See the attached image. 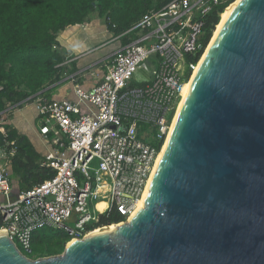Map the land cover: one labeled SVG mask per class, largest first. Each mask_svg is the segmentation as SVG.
I'll return each mask as SVG.
<instances>
[{
    "label": "water",
    "instance_id": "water-1",
    "mask_svg": "<svg viewBox=\"0 0 264 264\" xmlns=\"http://www.w3.org/2000/svg\"><path fill=\"white\" fill-rule=\"evenodd\" d=\"M32 259L0 264H264V0H239L191 80L145 205Z\"/></svg>",
    "mask_w": 264,
    "mask_h": 264
},
{
    "label": "built area",
    "instance_id": "built-area-1",
    "mask_svg": "<svg viewBox=\"0 0 264 264\" xmlns=\"http://www.w3.org/2000/svg\"><path fill=\"white\" fill-rule=\"evenodd\" d=\"M223 1L172 0L145 12L114 36L121 43L92 88L76 82L70 97L38 93L26 101L36 106L41 135L52 145L43 165L56 172L31 189L13 182L18 146L4 126L10 109L0 114V230L30 252L40 228L63 229L73 240L100 228L92 225L111 210L123 221L134 215L173 129L184 87L213 37L207 42L204 17ZM147 63L151 71L135 79Z\"/></svg>",
    "mask_w": 264,
    "mask_h": 264
},
{
    "label": "trees",
    "instance_id": "trees-1",
    "mask_svg": "<svg viewBox=\"0 0 264 264\" xmlns=\"http://www.w3.org/2000/svg\"><path fill=\"white\" fill-rule=\"evenodd\" d=\"M172 0H0V114L10 105L30 102L38 93L51 96L55 85L69 69L65 61L71 52L59 41V33L73 25L99 17L111 32L120 35L151 9H161ZM235 0L216 4L205 15L207 42L210 41L221 15ZM124 38V42H127ZM72 65L70 73L75 72ZM8 138L15 140L18 153L12 160L14 184L21 190L55 176L43 165L45 157L28 135L7 123ZM4 135L0 130V146ZM116 210L100 215L92 227H104L123 221ZM71 236L63 229L43 227L36 230L32 250L22 252L32 259L61 254Z\"/></svg>",
    "mask_w": 264,
    "mask_h": 264
},
{
    "label": "crops",
    "instance_id": "crops-1",
    "mask_svg": "<svg viewBox=\"0 0 264 264\" xmlns=\"http://www.w3.org/2000/svg\"><path fill=\"white\" fill-rule=\"evenodd\" d=\"M95 18L96 17L92 19ZM88 21L84 24L69 26L59 33V41L61 45L71 52V56L65 61V64L69 68L66 72L67 75L60 82L56 83L53 89L56 87L58 89L61 87L69 86V88L66 89L68 97L73 95L72 88L74 83L76 82L84 86L86 89L92 88L98 82V79L103 76L105 72L104 64L107 59L114 53V51L113 53H107L103 60L95 63L94 65L84 64V62L93 54L94 50L101 46L108 45L107 43L109 42L106 41L109 38L108 35L100 28L102 26L97 24L95 21ZM104 42H106V44L103 45ZM113 42L116 43V41ZM72 65L76 67V71L70 73L68 71H70ZM89 75L94 78L92 79L93 83L87 80V77H89ZM74 77H76V79L73 81L72 79ZM53 89L50 93V97H53ZM24 107H28V105H25ZM38 122L39 121L37 119V123ZM32 130H34V128H32ZM39 137L47 147V149L49 148V146H52L50 143H48V141L44 140L41 134L39 135ZM51 150L52 149H50L49 152Z\"/></svg>",
    "mask_w": 264,
    "mask_h": 264
},
{
    "label": "rangeland",
    "instance_id": "rangeland-1",
    "mask_svg": "<svg viewBox=\"0 0 264 264\" xmlns=\"http://www.w3.org/2000/svg\"><path fill=\"white\" fill-rule=\"evenodd\" d=\"M94 18V17H92ZM90 19L88 22H92L95 21L97 24L101 25L102 27H100L103 32L105 31V33L108 35V39L106 41H109L106 46H101L99 48H97L96 50H94L93 54L84 62L85 65H94L97 62H100L101 60H103L105 58V55L107 53H113V51H115L118 47V45H120L121 40H118L115 42H113L114 40V36L115 34L113 32H111L109 30V28L106 26V24L102 21V19L100 18H95V19ZM221 21V20H220ZM217 27V26H216ZM216 30V29H215ZM106 44V42L103 43V45ZM147 63L144 65V67L137 72L134 75L135 79H141L144 76H146L151 70V66ZM67 74H64V77ZM93 77H91L89 75V77H87V80H89L91 83H93ZM54 85L49 86L48 89L53 88ZM69 86L67 87H61V88H54L53 92H52V96L55 99H64L66 97H68L67 95V90ZM27 102H24L22 104H18V105H10L8 107L7 110H9V113L6 114V123L8 125H12L14 127H16L19 132L21 134H25L28 135V137L31 139V141H33L35 147L38 149V151L44 156L46 157L49 154V150L52 149V146H49V148L47 149V147L44 145V143L41 141L39 135L41 134L40 132V127L37 123V119H38V111L35 105H28V107H24L26 105ZM34 128V130H32V128ZM30 128V129H29ZM155 142V140L153 141ZM17 187V186H16Z\"/></svg>",
    "mask_w": 264,
    "mask_h": 264
},
{
    "label": "bare ground",
    "instance_id": "bare-ground-1",
    "mask_svg": "<svg viewBox=\"0 0 264 264\" xmlns=\"http://www.w3.org/2000/svg\"><path fill=\"white\" fill-rule=\"evenodd\" d=\"M238 1H239V0H235L232 4H230L229 7L227 8L226 12L223 13V14L221 15V21L219 22V24H218L217 27H216V30L214 31L213 37H212V39H211V42H210V44H209V46H208L206 52L208 51L209 47L211 46L212 42L214 41V39H215V37H216V35H217V33H218L220 27L222 26L223 22L226 20V18L228 17V15L230 14V12L232 11L233 7L237 4ZM206 52H205L204 56L206 55ZM204 56H203V58H202V60H201V62H200V64H199V66L197 67V69H196V71H195L193 77L195 76V74H196L197 71L199 70V67H200V65H201V63H202V61H203V59H204ZM190 86H191V82L187 83L186 86L184 87V90H183V98H182V100L180 101V104L178 105L177 112H176V115H175V118H174V122H173V128H174V125H175V122H176V119H177L178 113L180 112L181 107H182V105H183V103H184V101H185V99H186V95H187V92H188L189 89H190ZM172 131H173V129H172ZM172 131H171V133L169 134V136H168V138H167V141H166V143H165V145H164V147H163V149H162L160 155L158 156V159H157V162H156V165H155V168H154L153 174H152V176H151V178H150V180H149V182H148V185H147V187H146V189H145V191H144L143 197L138 201V204H137V207H136V210H135L134 215H135L140 209H142V208L144 207V205H145V202H146V199H147V197H148V195H149V191H150V188H151V186H152V184H153V181H154L155 175H156V173H157V171H158V169H159V166H160V164H161V161H162V159H163V157H164V155H165V153H166V151H167V149H168V146H169V143H170V139H171V135H172ZM100 207H101V209H104V207H106V204H105L104 202H102V203H100ZM132 217H133V216H132ZM130 219H131V218H130ZM118 225H119V224H115V223H114V224H111V225H106V226H104V227H100V228H98L96 231L98 232V231H103V230L114 229V228H116Z\"/></svg>",
    "mask_w": 264,
    "mask_h": 264
}]
</instances>
